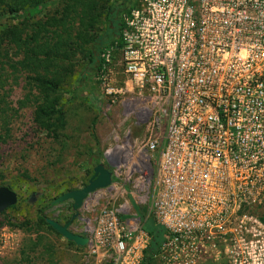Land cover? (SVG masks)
Masks as SVG:
<instances>
[{
  "label": "built area",
  "instance_id": "obj_1",
  "mask_svg": "<svg viewBox=\"0 0 264 264\" xmlns=\"http://www.w3.org/2000/svg\"><path fill=\"white\" fill-rule=\"evenodd\" d=\"M103 59L106 95L151 101L155 259L264 264V0L131 2ZM93 241L112 264H144L151 237L106 207Z\"/></svg>",
  "mask_w": 264,
  "mask_h": 264
},
{
  "label": "rangeland",
  "instance_id": "obj_2",
  "mask_svg": "<svg viewBox=\"0 0 264 264\" xmlns=\"http://www.w3.org/2000/svg\"><path fill=\"white\" fill-rule=\"evenodd\" d=\"M106 1L107 6L119 7L123 0ZM64 7L65 3H58L46 13L57 15L56 11ZM1 24L8 29L18 26L16 20L10 19ZM98 26L101 31L106 29L104 22ZM8 55L11 64L22 57L10 45ZM84 67L80 63L65 75V87L60 92L65 128L58 138L50 136L36 119L39 91L32 86L30 76L14 72L9 66L5 76H1L0 187L15 191L18 203L0 215V264H112L110 253L92 242L101 211L106 207L115 209L130 225H142L141 215L146 219L153 217L157 154L147 149L152 130L151 101L135 94L109 97L102 90L101 73L86 75ZM116 76L111 84L119 86V75ZM116 137L119 158L112 154L108 163L102 152ZM100 163H106L114 172V183L92 194L72 222L74 233L91 240L87 246H77L52 230L40 216L62 224L71 221L73 201L57 205L52 202L69 188L86 185ZM128 196L137 209L128 202ZM252 213L264 222V207L253 209ZM153 264H159L158 259Z\"/></svg>",
  "mask_w": 264,
  "mask_h": 264
},
{
  "label": "trees",
  "instance_id": "obj_3",
  "mask_svg": "<svg viewBox=\"0 0 264 264\" xmlns=\"http://www.w3.org/2000/svg\"><path fill=\"white\" fill-rule=\"evenodd\" d=\"M126 1L114 7L107 6L106 0H0V79L7 72L6 66L30 76L32 86L39 91L36 119L50 136L60 137L61 130L65 128L60 92L65 87L66 73L80 63L85 64L86 75L88 72L101 73L103 53L119 41V10L126 5L122 2ZM58 3H65L63 10H57V15L46 13L50 6ZM6 19L16 20L18 26L8 29L6 24H1ZM100 22L106 25L104 31L97 27ZM9 45L23 57L12 64L8 55ZM76 189L80 188L67 191ZM40 219L49 225L48 218L42 214ZM141 220L143 230L151 237L144 264H153L167 238V231L153 217L146 219L141 215ZM207 264L227 263L210 261Z\"/></svg>",
  "mask_w": 264,
  "mask_h": 264
},
{
  "label": "water",
  "instance_id": "obj_4",
  "mask_svg": "<svg viewBox=\"0 0 264 264\" xmlns=\"http://www.w3.org/2000/svg\"><path fill=\"white\" fill-rule=\"evenodd\" d=\"M114 183V172L111 171L104 163H100L94 167V174L89 183L80 189L69 191L52 202V205L73 201L72 209L74 214L71 221L62 224L54 219H47V223L66 240L75 243L77 246H87L91 244L89 237L84 234H77L71 230L72 222L79 217L80 210L85 206L90 196L99 190L109 188ZM18 203V195L15 191L8 187H0V215L9 208Z\"/></svg>",
  "mask_w": 264,
  "mask_h": 264
},
{
  "label": "crops",
  "instance_id": "obj_5",
  "mask_svg": "<svg viewBox=\"0 0 264 264\" xmlns=\"http://www.w3.org/2000/svg\"><path fill=\"white\" fill-rule=\"evenodd\" d=\"M104 152L103 153V158L105 159V161H107L109 163V158L110 156H116L117 158H119V138L116 137L115 142L111 144V146H107L105 149H103ZM113 154V155H112ZM106 162V163H107ZM105 163V165H107ZM128 202L132 205V207H135L137 209V205H135L133 203L132 197L128 196ZM128 206V203H126V207Z\"/></svg>",
  "mask_w": 264,
  "mask_h": 264
},
{
  "label": "flooded vegetation",
  "instance_id": "obj_6",
  "mask_svg": "<svg viewBox=\"0 0 264 264\" xmlns=\"http://www.w3.org/2000/svg\"><path fill=\"white\" fill-rule=\"evenodd\" d=\"M130 1H126V5L122 6L121 9L119 10V33H120V26H121V17L122 15L127 11L128 7L130 6ZM119 38V36H118ZM102 45V44H101ZM101 45H99V48H101ZM108 167V165H106ZM110 169V167H108ZM111 170V169H110ZM112 171V170H111ZM93 174H94V169H93ZM92 174V176H93ZM92 176L90 177V179L92 178ZM90 179L88 180L87 184L89 183Z\"/></svg>",
  "mask_w": 264,
  "mask_h": 264
}]
</instances>
